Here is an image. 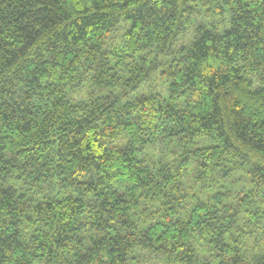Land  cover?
<instances>
[{
	"label": "trees",
	"instance_id": "1",
	"mask_svg": "<svg viewBox=\"0 0 264 264\" xmlns=\"http://www.w3.org/2000/svg\"><path fill=\"white\" fill-rule=\"evenodd\" d=\"M0 264H264V0H0Z\"/></svg>",
	"mask_w": 264,
	"mask_h": 264
},
{
	"label": "rangeland",
	"instance_id": "2",
	"mask_svg": "<svg viewBox=\"0 0 264 264\" xmlns=\"http://www.w3.org/2000/svg\"><path fill=\"white\" fill-rule=\"evenodd\" d=\"M199 18L200 17H196V21ZM221 30H222V27H220L219 31H221ZM150 84L152 86H155L154 87L155 90H159L160 89V87H159V89L157 88L158 84H156L155 81H152V83H150ZM237 174H241V173H236V175ZM214 177L216 178V175ZM220 183H222L223 185H226V184L228 185V180H221V181H218L216 184H215V182L210 183V184H208V183H199L198 188H196V186H192V187H193V189L196 188L197 190H199L202 194H205V193L210 192V191H216V187H218ZM237 185L241 186L242 185V180H239ZM232 186H233V184H232Z\"/></svg>",
	"mask_w": 264,
	"mask_h": 264
}]
</instances>
